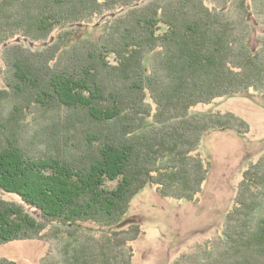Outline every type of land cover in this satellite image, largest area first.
<instances>
[{
  "label": "trees",
  "instance_id": "16d2710c",
  "mask_svg": "<svg viewBox=\"0 0 264 264\" xmlns=\"http://www.w3.org/2000/svg\"><path fill=\"white\" fill-rule=\"evenodd\" d=\"M229 1L0 0L8 85L0 96V190L22 201L0 197V245L51 226L67 244L43 264H132L130 244L144 232L138 224L115 229L133 198L149 184L165 198H197L210 173L198 153L204 135L251 127L233 112L192 109L251 90L264 96V38L252 47L245 23L222 9ZM254 1L264 18V0ZM116 8L129 11L99 40L73 39L72 25ZM28 118L37 124L34 140L49 146L40 154L24 146ZM85 222L113 230L83 238ZM215 243L179 261L264 264V155L244 172Z\"/></svg>",
  "mask_w": 264,
  "mask_h": 264
},
{
  "label": "rangeland",
  "instance_id": "374dc122",
  "mask_svg": "<svg viewBox=\"0 0 264 264\" xmlns=\"http://www.w3.org/2000/svg\"><path fill=\"white\" fill-rule=\"evenodd\" d=\"M208 5L213 7L215 3L210 1ZM254 5V0H230L222 9L232 19L245 23L244 26L251 32L252 47L259 49L260 40L264 38V18L257 13ZM246 9L249 11H245ZM128 11V8H116L95 18L92 23L72 25L71 29H75L73 39L99 40L104 35L105 27ZM59 32L58 29L54 36ZM40 45L41 42H32L29 47L37 48ZM3 49V45H0L1 97V92L8 89ZM4 95L6 96L5 92ZM192 111L233 112L244 118L251 129L248 134L235 129H222L209 131L204 135L198 153L210 163V173L201 193L193 201L162 197L152 184L133 198L125 220L115 229H128L130 225L138 224L144 232L130 244L133 250L132 264H176L183 256L199 254L220 241L227 214L234 206L244 172L250 164L264 155V96L261 93L251 90L245 94L221 97L211 104H199ZM28 122L30 131L23 134L24 146L26 145L28 152L40 154L42 149H49L47 143L33 138L34 129L37 128L34 118H28ZM111 185L115 186L116 182ZM0 197L22 202L18 196L1 190ZM24 206L39 217L38 210ZM82 225L85 229L80 233L83 238L87 235L101 239L113 230H101L99 225L88 222ZM65 244L66 234L56 237L53 228L48 226L36 239L1 244L0 258L13 260L18 264H43L45 259L53 260ZM181 262L179 261L180 264Z\"/></svg>",
  "mask_w": 264,
  "mask_h": 264
}]
</instances>
